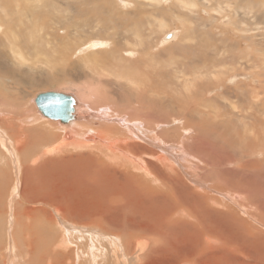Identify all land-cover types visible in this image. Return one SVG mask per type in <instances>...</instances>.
I'll list each match as a JSON object with an SVG mask.
<instances>
[{"label":"rangeland","instance_id":"rangeland-1","mask_svg":"<svg viewBox=\"0 0 264 264\" xmlns=\"http://www.w3.org/2000/svg\"><path fill=\"white\" fill-rule=\"evenodd\" d=\"M24 1L26 3L28 1L27 11H22V8L20 7V0H0V25L1 28H3H0V36H3L5 39L4 33L6 29L2 26L1 23H3V20L1 19L12 22L11 26L13 25V28L17 27V25L13 23L23 21L21 27H18V30L21 31L22 36H24V38L20 39V41L26 39L28 42L25 50L23 51L26 56L29 55V62H26L27 66L25 64L20 66L17 63L14 66L15 69H21L18 71V74H20V71L23 69L25 74L23 73L22 76L15 75L16 78H11V82H7V85L4 84L5 81L0 80V87L2 86L0 88V108L3 107L10 109V111H6L9 115L13 117L15 116L14 119L16 122H25L28 128L26 132H31L30 138L32 137V144H34V149H30L31 145L24 147L23 153H21L23 158L22 166H24L22 168L21 160H12L13 157L8 156V154L0 147V153L3 155L0 156V194L1 197H3L0 200L4 201L0 203V208L2 210L6 208V211L4 210L2 213L3 215L0 214V260L2 262L4 261L6 264H27L29 262L28 259L31 257V262H29V264L45 263L51 255V247L55 248L57 246L55 245L56 242H58L60 240L59 237H61L58 235V238L49 240L50 236L51 238L53 237V234L50 233V226L54 227L55 230L57 229L58 231L64 233V238L61 237L59 242L62 241V247L60 249L63 251L62 259L64 260L65 264H94L90 262L91 257L85 253V251L87 248L90 249H87L88 252L91 250L93 251L94 248L101 244H105V249L108 247L106 250H104L102 247V253L103 251L106 253L108 264L110 261L118 262L121 257L120 255L112 256L111 253L108 254L109 252L107 251L110 250L111 246L109 244L106 245L108 242L107 236H112V234H108L107 232L103 231L97 224H85L82 221H80V224H78V222L74 221L72 217V221H69L67 216H70V214L67 211L62 210L60 207L59 212H57L50 204H44L46 201L43 203L40 201L26 202L21 195L23 194V192H21V190H23L22 187H25L26 184H28L27 192L31 194V189L29 188H31V169L33 167L38 166L39 169H41L44 166L45 171L48 172L55 167L54 165L58 157L62 159L63 162L71 165L73 162H69L65 157H71L76 153L87 154L89 151L87 148H78L73 146L75 151L67 153L66 156L64 152H61L62 150L57 153H42V150H44L47 145L58 142V140L54 141L52 137L55 138V134H57L59 130L61 131V136L59 139L61 140V138L64 137V130L62 131L61 128L65 125L58 121L60 119H49V117L45 116L36 106L34 98L40 92L56 90L65 93H73L74 95L79 96L78 98H81L80 101H82L85 106V114L87 111L91 113V115L87 116L88 128L86 131L97 134V131H102L103 128H110L113 130L111 132L112 134L116 132L114 133L116 136L115 138L112 140L109 138L107 139L113 142V146L115 148L114 153L118 154L121 151L118 149L120 148L118 136L122 137V135H125L130 141L141 143L150 148L156 147L155 149H157L160 154H164L163 156L168 159L173 166L172 170L167 168L168 171H170L172 175L180 177V179L175 181V185L173 187H171V185L152 182V184L149 185L153 186V189H171L174 195L183 200V202L181 201V204H192V206H194L193 209L195 208L196 210H198V207H200V203H202L201 200L203 198L202 196H199L198 198V196H195V193L199 194L203 192L206 194L205 191L208 189L210 190L209 193L212 194L211 196L214 195V198H218L219 200L223 199V201L225 200L226 204H228L227 209H230L229 205L231 206L230 211H233L237 217H241L240 224L243 222L244 228H247L248 225H252L257 230H259V235L257 237L259 243L253 245L254 249L252 251V256L256 255L259 260H255L250 255H235L231 253L225 256L224 264H227L228 261H230V264H264V112L261 113L254 110L257 105H260L259 102H261V100V104L264 105V99H262L264 98V0H196L197 4L194 5H191L190 3L185 4L180 0H166L161 2L154 1L152 3H150L151 1L148 0H119L121 3H119L117 0H107L104 1L105 5H108L109 3L112 5L114 3L113 5L115 6L117 4L115 7H117L118 10L116 11L113 9V5L111 8L110 6H105L104 8L100 6L99 8H95V10L97 9V14L90 13V8L92 9L93 7L97 6L94 0H41L42 3L40 0H37L39 2L34 0L32 1L34 6L31 4V0ZM34 2L39 10L35 7ZM76 3L79 4L75 7ZM39 6H41V9ZM218 6H222L221 9ZM32 8H34V10ZM75 8H78L79 10L80 8L85 9L84 14L76 16ZM35 9L38 11L36 12ZM99 11L101 12L99 13ZM67 14H70L71 16L74 14V16L70 17V15L68 16ZM53 16L62 17L60 20L62 21L64 19V21L60 22L56 19L52 21L50 18ZM125 16H127L128 19H124L123 17ZM71 18H73V20ZM30 20H32L31 22L34 23L32 24ZM76 21L78 23L77 26H80V28H77V26L75 27ZM63 22H67L68 24H61ZM139 22L142 26L144 25L143 27L141 26V29L143 28L141 35L143 44L141 46L133 42L132 45L129 44L130 46H127L125 39L135 34L136 28L134 24ZM144 22L146 26L143 24ZM24 23L28 24L24 25ZM64 26H66L67 29L69 26H71L67 33L66 31L63 32ZM37 27L40 30H38ZM166 33H168L167 36L165 35ZM169 34H171V36L168 37ZM54 36H57L58 39ZM115 39L117 42H120V45L116 48L112 45ZM240 40H244L245 42H243L241 45L239 44ZM37 44L41 45L40 50L42 51V58L40 54H36V56L34 55V58H39V60L31 59V54L36 52H33L34 50L31 51L30 48L38 46ZM66 44L69 47L66 49V51H68V55L64 54L66 53L64 50ZM7 49L8 48L5 46L3 41H0V51H5ZM129 49L134 50L133 53L128 52ZM141 49H143L142 51H144V55L146 56L142 61L137 62L140 56V52L138 51H141ZM28 52L29 54H27ZM97 52H107L109 54V59L107 61H94V64L96 63V66L100 71L99 74H102V76H97L99 74L91 73L90 69L86 65V62H84L86 56L91 55V53L95 54ZM72 53H76V55H73ZM149 53L153 55V58ZM141 55L143 56V54ZM81 59L83 61H80ZM204 59L206 60L204 61ZM222 59H225L227 63L225 64L224 61H221ZM256 59H258V62ZM185 62L186 65L183 64ZM221 62H224V64L222 65ZM2 63L3 62L0 61V73L6 75V73H8V71L13 68L12 65H14V63H10L8 65L5 64L4 66ZM182 64L186 67H184ZM198 65L200 69L198 68ZM208 65L209 67H206ZM31 66L33 68H31ZM72 66L74 68H72ZM188 66L194 67L191 68L192 70L189 69L188 72ZM136 71H138L139 75L137 74L138 76L130 77V75ZM140 73H142L143 76ZM5 78L8 79L9 77L5 76ZM119 81H122V84H120ZM130 82H133L132 84L134 86ZM241 84H246L249 88L258 89L259 95H257L256 98L249 97L247 95L242 96L240 92L244 86L241 89ZM86 85L96 88L97 86H102L105 94L100 95V93L96 92L95 95H97L95 97L98 99V102L93 104L92 100L83 96L84 93H82V88ZM78 86L81 87V89ZM12 87L15 88L12 89ZM226 88H229L227 92H225ZM236 94H238L239 97ZM251 99H254L255 101H251ZM188 101L190 102L188 103ZM193 102H195L197 105ZM184 103L187 104V106ZM251 105L255 106L254 109L250 107ZM197 106H199V108ZM138 108L142 112H140ZM4 111V109H0V112ZM155 111L158 113L156 116H158L159 122H154L153 124V120L147 117V114L151 115L152 113L153 115L155 114ZM254 111L258 119L256 122V128L253 125L254 118L250 117L251 113ZM129 112L136 117H131ZM189 114L190 116L193 115L191 116L192 119L190 118ZM187 116L189 120L191 119L190 123L189 121L187 122V119H185ZM37 117L40 121L37 120ZM149 119V122L152 121L151 124L146 122ZM83 121L84 120L82 119V122ZM44 122H50L53 124V126L50 124L45 125ZM215 123L217 124V127ZM183 126H187V131L186 129H183ZM37 127L45 129L46 134H48L49 137L47 141L43 140L44 136L40 135L42 133L41 130L37 131L33 129ZM29 128L31 129L29 130ZM16 131L18 132V130ZM158 132H162L164 136H159ZM1 133L5 135L8 132ZM138 134L143 135L144 139L140 138V140L137 137ZM33 135L39 137H36V139L33 138ZM22 136L24 137V134H22ZM197 136L208 141V143L205 144L201 138H197ZM74 137L75 138L73 140L76 141L77 135ZM65 138L69 139L68 137ZM0 139H3L2 135H0ZM199 140L203 145L217 148V150H219V154L225 158L223 160L217 159L216 163L223 168L222 171L225 175V178H227L226 181L220 177H213L212 180L210 179L208 181L203 180L206 175H203L204 168H202V166H205L207 162H198V160L193 158L191 155L188 156L185 154V152L189 150L184 149H196L197 145H199ZM228 155L231 157L227 158ZM100 156L102 157V154ZM143 156L147 158V155ZM150 157L151 155H148V159H150ZM189 157H192V159L190 160ZM103 158V163L96 158L91 159L88 163V170L91 171L95 169L94 167H96L95 174L99 176V170L105 173V166L110 175L109 178H107V175H105L103 179H110L112 184L114 182V184L117 185L120 182L119 184L123 185V187L130 188L125 179H130V176H125V174H127L126 168H128L131 173L136 174V177L140 178V176H143L142 172H139L131 164H125V162H122L119 157L114 156L113 158ZM47 160L50 164H46ZM12 161L15 165L12 163ZM16 161L17 165H20V172L16 169ZM131 162L137 164L133 160H131ZM252 162H255L256 165H253ZM3 163L4 165H2ZM78 167L79 164L71 168L73 172L72 180L75 178L81 179L83 177L82 174L80 175V173H78ZM24 170H26V174L24 173L25 175L23 173L21 174V171L23 172ZM59 178L65 181L66 174L63 172V170ZM97 179L102 180V178ZM35 180L37 185L43 182L42 178H36ZM84 180L91 181V178H85ZM181 180L187 183V187H184L180 184ZM235 180L240 181V189L235 187ZM147 181L149 180H146L145 182ZM23 182L25 185H20ZM200 184L206 186H204V188L198 187L197 185L200 186ZM214 184H217L219 189ZM222 184L224 185V188H222ZM15 188L19 189L20 192ZM20 188L22 189L20 190ZM128 188H126V190L120 189L121 192L118 194L121 198L119 199L124 203L130 202L133 199L131 196L125 195L129 192ZM11 189L15 190L12 191ZM101 192L106 194L107 198L105 197L104 199L106 201L112 200L115 197L113 193L108 192L107 194L103 189H101ZM210 194L208 195L210 196ZM64 195L65 194L62 193L60 196L62 197ZM6 196L11 197V199ZM77 197L78 195H75L73 204L70 207L74 209L76 218H81L84 221L94 218L102 221V219L99 218L101 216L100 213L106 210L107 205L97 206L95 204V207L92 206L88 210H84V204L86 203L85 198H90L87 194H83V192L79 194L78 198L80 199ZM197 199L199 202H197ZM6 201L7 203H5ZM109 202L110 201L107 203L109 204ZM3 203L5 205H3ZM8 205L9 207L13 205L15 210L16 205H18L19 208H22V210L25 209L24 207L28 209L31 208V211L34 213H28L29 215L31 214V217L29 215L28 217L27 214L22 213L21 218L24 220L21 219L20 223H18L16 226H14L13 223L10 225L13 218V208L10 207V209ZM66 206H69L67 202ZM39 208L49 209L48 215L50 216L53 213L54 219L45 221L46 224L44 221L42 222V220L46 219V216H42L38 214L37 211H35V209L40 210ZM140 209L144 218L147 220L145 221L148 222L149 218L146 217L143 204L142 207L140 204ZM187 213L188 211L185 214ZM233 213L230 214V212H227L230 218L236 217ZM48 215L47 217L50 218ZM26 216L28 219H26ZM141 217L142 215L139 212L134 213L132 214L131 221L129 222L130 225L128 228L131 232H134V236H136L133 237V239H138L142 233V230L140 229V223H138V221H143ZM230 218L226 216V229L229 231L232 229L230 226L231 223L229 222ZM5 219H9V225L8 221ZM16 220L17 219L14 218V221ZM21 222L23 223L21 224ZM29 222H31L30 225H28ZM53 223L54 225L56 224V226H52ZM27 225L29 227H27ZM108 225L110 226L112 224L110 223ZM23 226H26L27 230ZM14 227H16V235H20L19 237L22 238L24 242L28 241L31 243V245L36 243L41 245H39L40 247H38L37 244L36 247L33 245L35 247V252H38L34 254L30 253L32 256H27V254L24 256L21 251L23 250L24 252V246L28 245L25 243L22 245L20 240V243H18L20 245L19 251L11 239V231ZM80 228L82 230H80ZM24 230L27 232V234H24ZM37 230L39 231L37 232ZM84 230L86 232H84ZM163 230L161 231L162 233H164ZM28 233H30V235ZM35 233L39 239L41 238V240L38 239ZM147 233L149 235L148 237H157L161 235L160 232H151L152 234L150 232ZM84 234L86 236H84ZM25 235L29 236L25 237ZM112 237L115 238L117 242L121 239L119 236ZM161 237L164 244L168 245V247H172V242L170 241L171 239L169 237L167 238L165 234H162ZM163 237L166 238V240ZM49 241L52 243L50 244ZM241 241L245 243L246 238H243ZM10 242L13 244L11 245ZM41 243L45 246H48L44 247V245ZM244 243L241 244V246H243ZM5 249H7V253L3 254L6 252ZM66 250H73V255L70 254L69 257L68 255H64ZM188 250L189 248L182 252L183 258H186L184 261L187 262V259L191 257V254ZM173 251L175 250L173 249ZM46 252H49V256L46 254ZM23 256L26 259H24ZM150 256V264H162L163 260H167L169 264H175L173 259H161L159 257L158 261L156 262L154 259L156 255ZM209 256L210 255L205 258L204 264H214L212 258ZM41 257L42 261H40ZM197 261L198 260L193 259V264H201L199 261ZM130 263L131 255L127 256V262L124 264ZM45 264L48 263L46 262Z\"/></svg>","mask_w":264,"mask_h":264},{"label":"bare ground","instance_id":"bare-ground-1","mask_svg":"<svg viewBox=\"0 0 264 264\" xmlns=\"http://www.w3.org/2000/svg\"><path fill=\"white\" fill-rule=\"evenodd\" d=\"M10 1V0H9ZM32 1L34 0H31V4H32ZM36 2H39L37 0H35ZM43 1V0H42ZM42 1L40 0V2L42 3ZM53 1V0H52ZM69 1H72V0H69ZM75 1V0H74ZM96 2V7H93L92 9L90 8V13H96V10L95 8H99L100 6L102 8H104L105 6H111L114 4L111 5V3H109L108 5H105L104 1H107V0H94ZM101 1V2H99ZM114 1V0H113ZM119 3H121V1L117 0ZM123 1V0H122ZM148 1H151L150 3L156 1V2H161V1H166V0H148ZM181 2H184L185 4H191V5H194V4H197V1L196 0H180ZM200 1V0H199ZM207 1V0H205ZM204 1V2H205ZM20 7L22 8V11H27L28 10V1L27 3L24 1V0H20ZM85 2V1H84ZM209 2V1H208ZM40 3V4H41ZM46 3V2H44ZM72 3V2H71ZM203 3V1H202ZM219 3V2H218ZM35 4V2H34ZM79 3H76L75 7L78 5ZM159 4V3H158ZM221 4V3H219ZM33 5V4H32ZM31 5V6H32ZM42 5V4H41ZM55 5V4H54ZM117 5V4H116ZM115 5V6H116ZM222 5V4H221ZM34 6V5H33ZM32 6V7H33ZM38 6V5H37ZM113 5V9H115L116 11L118 10L117 7H115ZM196 6V5H195ZM211 6V5H210ZM209 6V7H210ZM220 6V5H219ZM218 6V7H219ZM229 6H230V3H229ZM35 7H36V4H35ZM41 6H39L40 8ZM48 7V6H47ZM86 7V6H85ZM204 7V6H203ZM222 7V6H221ZM221 7H219L221 9ZM38 9V7H36ZM79 8V7H78ZM76 9V16H79L80 14H84V10L85 9ZM87 8V7H86ZM194 8V7H193ZM19 9V8H18ZM34 10V8H32ZM41 9V8H40ZM139 9V8H137ZM187 9V8H186ZM39 10V9H38ZM37 10V11H38ZM62 10V9H61ZM86 10H89V9H86ZM99 10V9H98ZM110 10V9H109ZM36 11V9H35ZM36 11V12H37ZM57 11V10H56ZM104 11V10H103ZM136 11V10H135ZM42 12V11H41ZM101 11H99L100 13ZM141 12V11H140ZM143 12V11H142ZM49 13V12H48ZM154 13V12H152ZM218 13V12H217ZM222 13V12H221ZM36 14V13H35ZM34 14V15H35ZM42 14V13H41ZM86 14V13H85ZM194 14V13H193ZM68 15V14H67ZM70 15V14H69ZM68 15V16H69ZM88 15V14H87ZM99 15V14H98ZM97 15V16H98ZM141 15V14H140ZM175 15V14H174ZM219 15V14H218ZM74 14L70 17H73ZM91 16V15H90ZM101 16V15H100ZM167 16V15H166ZM33 17V16H32ZM103 17V16H102ZM50 18V17H49ZM62 17H51L50 19L52 21H54L55 19L57 21H64V19L61 21ZM101 18V17H100ZM124 19H128L127 16L123 17ZM73 20V18H71ZM99 19V17H98ZM108 19V18H107ZM157 19V18H155ZM3 20V23L2 26L5 27L6 31L4 33L5 35V39L3 36H0V41H3V43L5 44V46H7V50L5 51H0V61L3 62V66L5 64H10V63H14L13 68L8 71V73L5 74H2L0 73V80L1 81H5L4 84L7 85V82H9L11 80V78H16V76H22V74L24 73L25 74V71H20V74H18V71L21 70V69H15V64H19L20 66L23 65V64H27L26 62H29V55L26 56V54L24 53L23 50H25L28 42L26 41V39H24L23 41H20V39L24 38V36H22V33L21 31L18 30V27H21L22 25V22H15L13 24H16L17 27L13 28V25L11 26V23L12 22H9V20H6L8 22H6L4 19H1ZM140 20H143V19H140ZM139 20V21H140ZM32 20H30L31 22ZM71 21V20H70ZM108 21V20H106ZM135 21V20H134ZM36 22V21H35ZM79 22V21H78ZM32 23V22H31ZM34 23V22H33ZM32 23V24H33ZM111 23V22H110ZM126 23V22H125ZM28 24V23H27ZM26 23H24V25H27ZM36 24V23H35ZM63 25L65 24H68L67 22H63L61 23ZM112 24V23H111ZM131 24V23H130ZM137 24V25H136ZM145 24V22L143 23ZM30 25V24H29ZM53 25V24H52ZM78 25L77 21L75 23V27ZM115 25V24H114ZM113 25V26H114ZM125 25V24H124ZM128 25V23H127ZM35 26V25H34ZM112 26V28H113ZM135 28H136V32L135 34H133V36L125 39L126 43H127V46H130L132 45V43L134 42L135 44L137 45H141L143 44V39L141 38V35H142V29H141V24L140 22L139 23H135L134 24ZM133 26V27H134ZM144 26V25H143ZM142 26V27H143ZM146 26V24H145ZM71 26H69V28L67 29L66 26L63 27V32L66 31H69ZM74 27V26H73ZM115 27H118V26H115ZM114 27V28H115ZM0 28H1V25H0ZM49 28V27H48ZM77 28H80V26H77ZM3 29V28H1ZM38 29V27H37ZM43 29V28H41ZM40 30V29H38ZM103 30V29H102ZM80 31V30H79ZM194 31V30H193ZM154 32V31H153ZM3 33V31H2ZM107 33V31H106ZM171 33V32H170ZM248 33V32H247ZM78 34V33H77ZM152 34V33H151ZM168 33H166L165 35L167 36ZM198 35V34H197ZM33 36V34H32ZM59 36V35H58ZM145 36V35H144ZM171 36V34L168 35V37ZM55 38L58 39L57 36H54ZM103 37H107V36H103ZM143 37V36H142ZM229 38V37H228ZM208 39V38H207ZM120 40V38H119ZM121 41V40H120ZM146 41V39H145ZM212 41V40H211ZM243 42H245L244 40H240L239 41V44H243ZM46 43V42H45ZM120 42H117V40L115 39V41L113 42V46L116 48L118 47L120 44ZM237 43V42H236ZM92 44V43H91ZM101 44V43H100ZM130 44V45H129ZM214 44V43H213ZM38 45V44H37ZM150 45V44H148ZM153 45V44H152ZM31 46V45H29ZM28 46V47H29ZM43 46V45H42ZM147 46V44H146ZM151 46V45H150ZM209 46V45H208ZM145 47V46H144ZM46 48V46H45ZM57 48V47H56ZM69 47L67 46V44L65 45L64 47V50L66 53V55H68V51H66V49H68ZM110 48V47H109ZM120 48V47H119ZM31 51L33 52H36V53H30L31 54V59H38L39 58H34V55L36 56V54H40L41 55V58H42V54H41V45H38V46H34L32 48H30ZM88 49V48H87ZM179 49V48H178ZM221 49V48H220ZM56 50V49H55ZM143 49H141V51H138L140 52V56H139V61H142L146 55H144V51H142ZM218 50V49H217ZM29 51V50H27ZM26 51V52H27ZM60 51H61V48H60ZM80 51V50H79ZM134 50H130L128 52H132L133 53ZM203 51V50H202ZM223 51V50H222ZM64 52V51H62ZM88 52V51H87ZM86 52V53H87ZM90 52V51H89ZM93 52V51H92ZM151 52V50H150ZM209 52V51H208ZM207 53V52H206ZM29 54V52L27 53ZM73 55H76V53H72ZM71 54V55H72ZM143 54V56L141 55ZM150 54V53H149ZM153 54V53H152ZM166 54V53H165ZM168 54V53H167ZM151 55V54H150ZM155 55V54H154ZM123 56V55H122ZM159 56V55H158ZM200 56V55H199ZM206 56V55H205ZM45 57H46V54H45ZM76 57V56H75ZM126 57V56H125ZM151 57L153 58V55H151ZM189 57V56H188ZM192 57V56H191ZM203 57V56H202ZM208 57V55H207ZM44 58V57H43ZM74 58V57H73ZM151 58V59H152ZM56 59V58H54ZM67 59V58H66ZM109 59V54L107 52H101V53H91V55H88L85 57V61L86 62V65L88 66V68L90 69V72L93 73V74H99L100 71L98 70L97 66H96V63L94 64V61H97V60H103V61H107ZM125 59V58H124ZM196 59V58H195ZM201 59V58H200ZM208 59V58H206ZM204 59V61L206 60ZM50 60V59H49ZM146 60V59H145ZM158 60V59H157ZM258 59H256L257 61ZM35 61V60H34ZM33 61V62H34ZM47 61V60H46ZM45 61V62H46ZM80 61H83L82 59ZM153 61V59H152ZM159 61V60H158ZM188 61V60H187ZM202 61V60H201ZM203 61V62H204ZM209 61V60H208ZM221 61H224L225 64L227 63V61H225V59L221 60ZM54 62V61H53ZM93 62V63H92ZM155 62V61H154ZM207 62V61H206ZM224 62H221V64L223 65ZM258 62V61H257ZM49 63V62H48ZM129 63V62H128ZM188 63V62H187ZM211 63V62H210ZM42 64V63H41ZM55 64V63H54ZM108 64V63H107ZM105 64V65H107ZM154 64V63H153ZM184 65H186V62L183 63ZM182 64V65H183ZM259 64V63H258ZM257 64V66H258ZM31 65V64H30ZM101 65V64H100ZM183 65V66H184ZM190 65V64H189ZM204 65V64H203ZM256 65V64H255ZM260 65V64H259ZM17 66V65H16ZM27 66V65H26ZM25 66V68H26ZM45 66V64H44ZM51 66V64H50ZM54 66V65H53ZM86 66V67H87ZM152 66V65H151ZM158 66V65H157ZM6 67V66H5ZM120 67V66H118ZM117 67V68H118ZM129 67V66H128ZM144 67V66H143ZM186 67V66H184ZM190 66H188V72H189V69L193 68L192 66L189 68ZM205 67V66H204ZM206 67H209L206 66ZM205 67V68H206ZM19 68V67H18ZM31 68H33L31 66ZM72 68H74L72 66ZM104 68V67H103ZM110 68V67H109ZM116 68V69H117ZM142 68V67H141ZM148 68V67H147ZM152 68V67H151ZM196 68V67H195ZM198 68L200 69L199 65H198ZM5 69V68H4ZM15 69V70H14ZM71 69V68H70ZM88 69V70H89ZM112 69V68H111ZM143 69V68H142ZM198 69V70H199ZM7 70V69H6ZM130 70V69H129ZM159 70V69H158ZM192 70V69H191ZM5 71V70H4ZM73 71V70H72ZM118 71V70H116ZM197 71V70H196ZM6 72V71H5ZM75 72V71H74ZM191 72V71H190ZM195 72V71H194ZM193 72V73H194ZM198 72V71H197ZM201 72V70H200ZM89 73V72H87ZM108 73V72H107ZM116 74V73H115ZM139 73L138 71L132 73V75H130V77H134V76H138ZM142 74V73H140ZM188 74V73H187ZM192 74V73H191ZM16 75V76H15ZM6 77H9L8 79L5 78ZM97 76H102V74H99ZM116 76V75H115ZM123 76V75H122ZM143 76V74H142ZM156 76V75H155ZM257 76V75H256ZM261 76V75H260ZM124 77V76H123ZM141 77V76H140ZM263 77V76H262ZM18 78V77H17ZM24 78V77H22ZM136 78V77H135ZM145 78V77H144ZM260 78V77H258ZM257 78V79H258ZM21 79V78H20ZM152 79V78H151ZM66 80V79H65ZM120 80V79H119ZM125 80V79H124ZM141 80V79H140ZM58 81V80H57ZM92 81V80H91ZM127 81V80H126ZM134 81V79H133ZM155 81V80H154ZM231 81V80H230ZM11 82V81H10ZM120 82V81H119ZM129 82V81H128ZM233 82V81H232ZM244 82V81H243ZM242 82V83H243ZM131 84L133 82H130ZM136 83V82H135ZM3 84V86H4ZM10 84V83H9ZM8 84V85H9ZM71 84V83H70ZM120 84H122V81L120 82ZM72 85V84H71ZM133 85V84H132ZM134 86V85H133ZM209 86V84H208ZM244 86V88L242 89V87ZM264 86V85H263ZM2 87V86H1ZM0 87V88H1ZM6 87V86H5ZM10 87V86H9ZM18 87V86H16ZM79 87V86H78ZM106 87V86H105ZM15 88V87H14ZM12 87V89H14ZM81 89V87H79ZM240 88L242 89V91L240 92V94L243 96V95H247L249 97H257V95H259V90L258 89H255V88H249L248 85L246 84H241L240 85ZM263 88V87H262ZM79 89V91H80ZM264 89V88H263ZM29 90V89H28ZM229 90V88H226L225 92H227ZM50 91H56V90H50ZM69 91V90H68ZM82 93L83 96L85 98H88L90 100H92L93 104H95L96 102H98V99L95 97V93L98 92L101 94H105L104 93V89L102 86H97L96 87H93V86H84L82 88ZM46 92V91H44ZM57 92H62V91H57ZM73 92V91H72ZM41 93V92H40ZM62 93H65V92H62ZM39 94V93H38ZM37 94V95H38ZM65 94H69L71 97H72V103L70 105V110L68 111L69 112V118L68 120H58L61 124L65 125L61 128V130L63 131L64 130V137L61 138V140L59 139L60 136H61V131L59 130V132L57 134H55V138H53L54 141H57L56 143L54 144H49L47 145V147L42 150V153H57V152H64L65 153V156L67 153H70V152H74L75 149L73 148V146H76L78 148H87L89 149V151L87 152V154L85 153H76L74 155H72L71 157H65L69 162H73V164H67L65 162L62 161V159H60L59 157L56 159V163H55V167L52 168L50 171L46 172L45 171V168L44 166L39 169V167H33L31 169V194H29L27 192V185L28 184H24V182L20 185H25V187H22L23 190H21L22 188H20L21 192H23L22 197L24 199V201H40L41 203H43L44 201V204H50L57 212H59V207L64 210V211H67L70 216L68 215L67 218L69 219V221H72L71 220V217L74 221H77L78 224H80V221L84 222L85 224H89V223H93V224H97L100 229H102L103 231L107 232L108 234H112V236H119L121 237V241L119 240L117 242V240L115 238H113L112 236H107V239H108V242L106 243V245H110V250L107 251L109 252L108 254H112V256H117V255H120V260L118 262H113V261H110L109 259V264H124L125 262H127V256L131 255V263L130 264H150L149 262V257H151L150 255H156L155 256V260L156 262L158 261L159 257L161 259H170V260H174L175 261V264H193V259L194 260H198L201 264H204V260L205 258L208 257V255H210L209 257L212 258L213 260V263L214 264H224V260H225V256L228 255V254H235V255H238V254H241V255H250L252 256V251L254 249L253 245L254 244H258V235H259V230H257L255 227H253L252 225H248V227L244 228L243 226V222H241L240 224V221H241V217H237L233 211L231 212V206L229 205L230 209H227V205L225 200L223 201L222 200H219L218 198H214L213 196H211L212 194H210V190H206V194L201 192V193H195V196H202V200L200 203V207H198V210H196L195 208L193 209L194 206H192V204H181V201L183 202V200L180 198H178L176 195L173 194L172 190L171 189H167V190H158V189H153L151 185L149 184H152V182H155L158 184H165V185H171V187H173L175 185V181L180 179V177H176V175H172V173L170 171H168V169L172 170L173 169V166L171 165V162H169L168 159H166L162 154H160L158 152L157 149L155 148H150L146 145H143L141 143H138V142H133V141H130L128 140V138L125 136V135H122V137L118 136V141H120V149L121 151L116 154L114 153L115 151V148L113 146V142L110 141V140H107L108 138L109 139H113L115 138V134L116 132H114L113 134L111 133L113 130H111L110 128L107 129V128H103L102 131H97V134L95 133H91V132H88L86 131V129L88 128V125H87V116L91 115V113L89 111L86 112L85 114V106L83 104L82 101H80L81 98H78L79 96L77 95H74L73 93H65ZM36 95V97H37ZM238 95V94H236ZM36 97L34 98V101L36 99ZM102 97V96H101ZM239 97V95H238ZM237 97V98H238ZM122 98V97H121ZM190 98V97H189ZM254 98V99H255ZM260 98V97H259ZM179 99V98H178ZM205 99V98H204ZM242 99V98H241ZM254 99H251V101H255ZM258 99V98H257ZM256 99V100H257ZM264 99V98H262ZM185 100V99H184ZM195 100V99H194ZM199 100V99H198ZM89 101V100H88ZM87 101V102H88ZM117 101V100H115ZM114 101V103H115ZM258 101V100H257ZM8 102V101H7ZM109 102H110V99H109ZM112 102V100H111ZM190 101H188L189 103ZM262 102V100H261ZM258 106L256 103L257 106H250L251 108L255 109L256 111L258 112H264V105L261 104ZM9 103V102H8ZM194 104H196L195 102H193ZM258 103V104H259ZM35 104L36 106L38 107L36 101H35ZM120 104V103H119ZM185 104V103H184ZM248 104V103H247ZM154 105V104H153ZM158 105V104H156ZM187 106V104H185ZM192 105V104H190ZM197 105V104H196ZM246 106H249V105H246ZM6 107V106H5ZM18 107V106H16ZM114 107V106H113ZM112 107V108H113ZM199 108V106H197ZM154 108H157V107H154ZM188 108V107H187ZM192 108V107H191ZM0 109H4L5 111L4 112H0V135H2V140L0 139V147L2 148V150H4L8 156L10 157H13V159H18V160H21V168L24 167L22 166L23 165V158L21 156V153H23V149L25 146H30V149H34L33 145V139L32 137L30 138V134L31 132L29 133L26 132L28 130L27 128V125L25 124V122H16L14 117L9 115L7 113V111H10V109H7V108H0ZM26 109V108H25ZM38 109L43 113V111L41 110V108L38 107ZM129 109V108H128ZM139 109V108H138ZM195 109V108H194ZM7 110V111H6ZM157 110V109H156ZM190 110V109H189ZM196 110V109H195ZM199 110V109H198ZM14 111V110H13ZM140 111V109H139ZM208 111V110H207ZM31 112V111H30ZM142 112V111H140ZM157 111H155L153 115L151 113L150 114H147V117H149L150 119L153 120V124L154 122H159L158 120V113H156ZM200 112V111H199ZM14 113V112H13ZM257 113V112H256ZM3 114V115H2ZM33 114V113H32ZM31 114V115H32ZM44 114V113H43ZM130 116L132 117L133 114L130 113ZM128 114V115H129ZM146 114V113H145ZM192 114V112H191ZM195 114V113H194ZM258 114V113H257ZM34 115V114H33ZM32 115V116H33ZM45 115V114H44ZM46 116V115H45ZM190 116V114H189ZM193 116V115H191ZM190 116V118L192 119V117ZM197 116V115H196ZM48 117V116H47ZM129 117V116H128ZM133 117H136V116H133ZM250 117H253L254 118V127L256 128V125H257V117H256V114H255V111L251 113ZM33 118V117H32ZM27 119V118H26ZM49 119H51L49 117ZM82 119L84 120L82 122ZM135 119V118H134ZM147 120L146 122H148L149 124H151L150 121ZM161 119V118H160ZM187 119V122L189 121L190 123V120L188 119V116L185 118ZM33 120V119H32ZM37 120H38V117H37ZM199 120V119H198ZM18 121V120H17ZM30 121V120H29ZM40 121V120H38ZM49 121V120H48ZM32 122V121H30ZM192 122V121H191ZM45 125H51L53 126V124H51L50 122H44ZM195 123V122H194ZM193 124V123H192ZM216 124V123H215ZM199 125V124H197ZM37 126V125H36ZM225 126V125H223ZM56 127V125H55ZM153 127V125H152ZM216 127H217V124H216ZM57 128V127H56ZM198 128V127H196ZM31 128H29L30 130ZM37 131H42V133L40 135L44 136L43 140H48V134H46V131L44 128H40V127H37V128H33ZM66 129V130H65ZM183 129H186L187 131V126H183ZM18 130V132L16 131ZM34 130V132H35ZM201 130V129H200ZM33 131V130H32ZM197 131V130H196ZM1 132H8L6 133L5 135H3ZM156 132V131H155ZM198 132V131H197ZM22 134H24V137L22 136ZM159 136H164L162 134V132H158ZM77 135V140L74 141L73 139L75 138L74 136ZM136 135V134H135ZM23 138H22V137ZM158 136V135H157ZM37 136H34L33 135V138H36ZM39 137V136H38ZM37 137V138H38ZM65 137H68L69 139L65 138ZM139 139L143 138V135H139L137 136ZM36 138V139H37ZM197 138H201V137H198ZM141 140V139H140ZM201 140L207 144L208 141L204 140L203 138H201ZM43 143V142H42ZM154 143V142H153ZM12 144V145H10ZM37 144V143H36ZM44 144V143H43ZM155 145V144H153ZM140 146V147H139ZM33 147V148H32ZM154 147V146H153ZM44 148V147H43ZM165 148V147H164ZM114 149V150H113ZM180 150V149H179ZM184 150H189L187 152H185L186 155H191L193 158H195L196 160L199 161H205L207 162V164L205 166H202V168H204V172H203V175H206V177L203 178V180H212L213 177H220L222 178L224 181H226L227 178H225V175L222 171V167L216 163L217 159H220V160H223L225 159L223 156H221L219 154V150H217V148L213 147V146H206V145H203L200 140H199V145H197V148L196 149H184ZM166 151V150H165ZM129 152V153H128ZM34 153V152H33ZM102 154V157L100 156ZM230 154V153H229ZM143 155H147V158H145ZM148 155H151L150 159H148ZM0 156H3L1 155L0 153ZM5 156V155H4ZM114 156L116 157H119L122 162H125V164H131L135 169H137L139 172H142L143 176H140L139 177H136L134 173H131L128 168H126V172L127 174H125V176H130V179L129 178H125L126 179V183L128 184V186H130V188L128 187H123V185L121 184H113L111 183L110 179H107L109 178V175L110 173L106 170V167L104 166V170H105V173L101 170H99V176L95 174V171H96V167H94L95 169L89 171L88 170V163L91 159L93 158H96L98 159L100 162L103 163V160L104 159L103 157H111L113 158ZM192 157L189 159L191 160ZM231 157L230 155L227 156V158ZM30 159V158H29ZM1 160V159H0ZM14 160V161H15ZM33 160V159H32ZM36 160V159H35ZM106 160V158H105ZM131 160H133L134 162H136L137 164H134L131 162ZM175 160V159H173ZM172 160V161H173ZM194 160V159H193ZM3 161V160H2ZM46 161V160H45ZM43 161V162H45ZM189 161V160H187ZM255 161V160H254ZM5 162V160H4ZM175 162V161H174ZM186 162V161H185ZM191 162V161H190ZM12 163L14 164V162L12 161ZM30 163V162H29ZM189 163V162H187ZM12 164V165H13ZM46 164H50L49 161L47 160ZM79 164V167H78V173H80V175L82 174L83 177L80 179H73L72 180V170L71 168L75 165ZM191 164V163H190ZM222 164V162H221ZM249 164V162H248ZM253 165H256L255 162H252ZM4 165V163L2 164ZM15 165V164H14ZM193 165V164H192ZM250 165V164H249ZM167 166V167H166ZM175 166V165H174ZM179 166V165H178ZM182 166V165H180ZM223 166V165H222ZM29 167V166H28ZM52 167V166H51ZM132 167V168H133ZM62 168V169H61ZM168 168V169H167ZM180 168V167H179ZM16 169L19 171L20 170V165H17V161H16ZM161 169H162V172H161ZM184 169V168H183ZM62 170L63 172L66 174V178H65V181L64 180H61L59 178V176L61 175L62 173ZM136 170V171H137ZM185 170V169H184ZM10 171V170H9ZM8 171V172H9ZM28 171V170H27ZM20 172V171H19ZM179 172V171H178ZM186 172V171H185ZM26 174V170H24L23 172L21 171V174ZM177 173V172H176ZM180 173V172H179ZM198 173V172H197ZM9 174V173H8ZM24 174V175H25ZM29 175V174H28ZM107 175V178L106 179H103V177ZM191 175V174H190ZM194 175V174H193ZM197 175V174H195ZM201 175V174H200ZM20 176V175H19ZM178 176V175H177ZM202 176V175H201ZM264 176V175H263ZM36 178H42V181L39 185H37L35 182H36ZM85 178H91V181H88V180H84ZM97 178H102V180H98ZM143 178V179H141ZM196 178V176H195ZM54 179V180H53ZM57 179V180H56ZM146 180H149L147 182H145ZM189 180V179H188ZM200 180V179H199ZM202 180V179H201ZM202 180V181H203ZM230 180V179H229ZM232 180V179H231ZM14 181V180H13ZM196 181V180H195ZM198 181V180H197ZM233 181V180H232ZM28 182V181H27ZM39 182V181H38ZM181 185L184 186V187H187V183H185L183 180L180 181ZM21 183V182H20ZM125 183V184H126ZM197 183V182H196ZM203 183V182H202ZM17 184V182H16ZM15 184V185H16ZM205 184V183H204ZM5 185V184H4ZM19 185V186H20ZM23 185V186H24ZM207 185V183H206ZM206 185H203V184H200L197 185L198 187H203L206 186ZM215 185V184H214ZM213 185V186H214ZM234 185L235 187H237L238 189H240L241 185H240V181L239 180H235L234 182ZM18 186V184H17ZM210 186V185H209ZM215 186L218 187V185L216 184ZM224 185L222 184V188ZM6 187V186H5ZM14 187V186H12ZM155 187V186H154ZM244 187V185H243ZM17 188V187H16ZM15 188V189H16ZM19 188V187H18ZM45 188V189H43ZM126 188L129 189V192L128 194H125V195H129L131 196L133 199L130 201V202H122V200H120L121 198L119 197V192L120 189L122 190H126ZM212 188V186H211ZM1 189V188H0ZM3 189V188H2ZM14 189V190H15ZM101 189H103L107 194L108 192H111L115 195V197L112 199V200H104L105 197L107 198L106 194L102 193L101 192ZM117 191H116V190ZM216 189V188H215ZM219 189V187H218ZM12 190V189H11ZM12 190V191H14ZM19 191V189H16ZM194 190V189H193ZM7 191V189H6ZM11 191V192H12ZM174 191V190H173ZM16 192V191H15ZM20 192V191H19ZM83 192V194H87L88 197L90 199H87L85 198V204H84V210H88L90 207L94 206L95 207V204L97 206H103V205H107L106 207V210H104L103 212H101V216L99 217L100 219H102V221L98 220V219H89V220H82L81 218H76L75 217V213H74V209L70 208L71 205L73 204V201L75 199V195H78L79 197V194ZM195 192V191H194ZM244 192V191H243ZM1 193V191H0ZM13 194H15L14 192H12ZM65 194L64 196H60L61 194ZM123 193V192H122ZM203 193V194H202ZM210 194V196L208 194ZM245 193V192H244ZM12 195V194H11ZM16 195V194H15ZM14 195V196H15ZM124 195V194H123ZM226 195V194H225ZM9 196V195H8ZM6 196V197H8ZM81 196V195H80ZM121 196V195H120ZM77 197V198H78ZM125 197V196H124ZM226 197V196H225ZM3 197H1V194H0V199H2ZM11 199V197H8ZM109 198V197H108ZM120 198V199H119ZM5 199V198H4ZM80 199V198H78ZM124 199V198H123ZM195 199V198H194ZM14 200V198H13ZM104 200V201H103ZM128 200V198H127ZM2 202H4L3 200H0ZM11 201V200H9ZM8 201V202H9ZM108 201L109 204L107 203ZM191 201V200H190ZM14 202V201H13ZM66 202L67 204H69V206H66ZM195 202V200H194ZM197 202L198 199H197ZM7 203V201L5 202ZM192 203V202H191ZM196 203V202H195ZM140 204H141V207H142V204L144 205V209H145V213H146V217L149 218L148 219V222L150 220V222H146L147 220L144 218L143 214L141 213V209H140ZM3 205H5L3 203ZM22 205V204H21ZM197 205V204H196ZM7 206V204H6ZM5 206V207H6ZM2 207V206H1ZM9 207V205H8ZM13 208V218H12V221H11V224L13 223L14 226H16L18 223H20L21 221V215L22 213L24 214H27V216L29 215L28 213H31L33 211H31V208L28 209L26 207H24L25 209L22 210V208H19L18 205H16V210L14 209V206H10ZM9 207V208H10ZM18 207V208H17ZM224 207V208H223ZM197 208V207H196ZM11 209V208H10ZM20 209V210H19ZM40 209V208H39ZM82 209V208H81ZM4 210L6 211V208H4L3 210L0 208V214H2L4 212ZM143 210V209H142ZM10 211V210H9ZM35 211H37L38 214L42 215V216H46V219L45 220H42V222L44 221H48L49 219L53 220L54 219V214L52 213V215H48L49 213V209L47 208H44V209H40V210H37L35 209ZM54 211V210H53ZM188 211L187 214H185L186 212ZM235 211V210H234ZM139 212L141 215H142V219L143 221L139 222L140 223V229L142 230V233L140 234V237L138 239H133V237H136L134 236V232H131L128 228V226L130 225L129 222L131 221V218H132V214L134 213H137ZM227 212H230L233 213L236 217H231L228 216ZM12 213V212H11ZM10 213V214H11ZM34 213V212H33ZM93 213V212H92ZM3 215V214H2ZM8 215H9V212H8ZM31 215V214H30ZM29 215V216H30ZM39 215V216H40ZM47 215L50 217L48 218ZM26 216V219H28ZM28 216V217H29ZM34 216V215H33ZM140 216V215H139ZM226 216L228 218H230V226L232 227V229L229 231L226 229V226H227V222H226ZM240 216V215H239ZM8 217V216H7ZM31 217V216H30ZM94 217V216H93ZM138 217V216H137ZM14 218H16L17 220L14 221ZM97 218V217H96ZM3 219V218H2ZM121 219V220H120ZM134 219V218H133ZM138 219V218H137ZM205 219H206V222H205ZM7 220V219H5ZM3 220V221H5ZM24 220V219H22ZM59 220V219H58ZM146 220V221H145ZM8 221V225H9V219L7 220ZM56 222V221H55ZM54 222V223H55ZM23 222H21L22 224ZM25 223V222H24ZM27 223V222H26ZM31 222L28 223V225H30ZM52 226H56V224ZM107 223V224H106ZM112 224V225H108V224ZM5 225H7L6 223H4ZM20 224V225H21ZM46 224V222H45ZM70 224H73V223H70ZM25 225V224H24ZM27 225V227H29ZM22 227V226H20ZM25 227V229L27 230V227L26 226H23ZM92 227V226H91ZM94 227V225H93ZM98 227V228H99ZM31 228V226H30ZM29 228V229H30ZM35 228V227H34ZM43 228V227H42ZM71 228V227H70ZM89 228V226H88ZM22 229V228H21ZM24 229V228H23ZM165 229V230H163ZM75 230V229H74ZM80 230H82L80 228ZM92 230V229H91ZM94 230V229H93ZM164 231V233H162L161 231ZM39 230H37L38 232ZM100 231V230H99ZM102 231V232H103ZM23 232V231H21ZM24 234H27V232L24 230ZM34 232V230H33ZM33 232H32V235H33ZM84 232H86L84 230ZM88 232V231H87ZM147 232H160L161 235L162 234H165V236H167V238L169 237L172 242V247H168V245L164 244L163 243V239L161 237V235L157 236V237H148V233ZM263 232V231H262ZM12 233V237L11 239L13 240L12 242H14L15 246H17V248L19 249L20 251V245L18 243H20V241L22 242V245L23 243L27 244L28 246H24V252L23 250L21 251L23 253L24 256H32L30 255V253H36L38 251L35 252V247H36V244H32L29 243L28 241L24 242L22 238H20L18 235H16V227L13 228V230L11 231ZM50 233L53 234V237L51 238L50 236V239L49 240H53V238H58V235L63 237V232L61 231H58L57 229L55 230L54 227H51L50 226ZM23 234V235H24ZM30 235V233H28ZM38 234V233H37ZM80 234V233H78ZM87 234H90V233H87ZM92 234V232H91ZM105 234V233H104ZM152 234V233H151ZM22 235V233H21ZM28 235V236H29ZM36 235V233H35ZM71 235V234H70ZM107 235V234H106ZM27 235H25L26 237ZM27 236V237H28ZM37 236V235H36ZM74 236V235H72ZM77 236V234H76ZM84 236H86L84 234ZM99 236V235H98ZM22 237V236H21ZM24 237V238H25ZM38 237V236H37ZM61 237H59V239L61 240ZM80 237V236H79ZM83 237V236H82ZM81 237V238H82ZM88 237L90 238V236L88 235ZM64 238V237H63ZM78 238V237H77ZM164 238V237H163ZM243 238H246V242L244 243L243 241H241ZM264 238V237H263ZM35 239V238H34ZM33 239V240H34ZM39 239V237H38ZM80 239V238H79ZM85 239V238H84ZM83 239V240H84ZM166 240V238H164ZM20 240V241H19ZM25 240V239H24ZM36 240V239H35ZM41 240V238L39 239ZM58 240V239H57ZM59 240V241H60ZM70 240V239H69ZM74 240V239H72ZM87 240V238H86ZM164 240V241H165ZM19 241V242H18ZM30 241V240H29ZM43 241V240H42ZM41 241V242H42ZM56 242L55 245H57L55 248L51 247V255L50 257L48 258V260H46V262L48 264H65L64 263V260L62 259L63 256H62V252L61 251V247H62V241L61 242ZM77 241V240H76ZM89 241V240H88ZM37 242V241H36ZM50 242V241H49ZM75 242V241H74ZM171 242H168V243H171ZM11 243V242H10ZM9 243V244H10ZM34 243V242H33ZM46 243H47V240H46ZM52 242H50L51 244ZM59 243V244H58ZM65 243V242H64ZM243 246H241V244H243ZM13 243H11L12 245ZM42 244V243H41ZM67 244V243H66ZM71 244V243H70ZM89 244V243H88ZM21 245V246H22ZM35 245V247L33 246ZM38 247H40L41 245L38 243L37 244ZM40 245V246H39ZM44 245V244H42ZM81 245V244H80ZM79 245V246H80ZM104 245L105 244H101L99 246H97L96 248L93 249V251H89L90 250L89 248L86 249L85 253H87L91 259H90V262L91 263H94V264H108L107 263V256H106V253L103 251L102 253V247L104 248ZM1 246V245H0ZM48 246V245H46ZM44 245V247H46ZM76 246V245H75ZM37 247V248H38ZM106 247V246H105ZM108 248V247H107ZM106 248V249H107ZM189 248V252L191 254V257L188 258V262L187 261H184V259H186L185 257L183 258V254L182 252ZM256 248V247H255ZM8 249V248H7ZM7 249H5V253L3 254H6L7 253ZM43 249V248H42ZM78 249V248H77ZM104 248V250H106ZM173 249L175 251H173ZM46 251V250H45ZM75 251V250H74ZM82 251V250H81ZM261 251V249H260ZM1 253V252H0ZM10 253V252H9ZM8 253V254H9ZM15 253V252H14ZM49 252H46V254H48ZM104 253H105V256H104ZM259 253V252H258ZM264 253V252H263ZM2 254V255H3ZM19 255H21L20 253H18ZM45 254V255H46ZM72 254L73 255V250L70 251V250H66L65 254L64 255H69ZM84 254V253H83ZM86 254V255H87ZM189 254V256H190ZM257 254V253H256ZM44 255V256H45ZM127 255V256H126ZM188 255V254H187ZM262 255V254H261ZM10 256V255H9ZM23 256V258H24ZM49 256V254H48ZM17 257V256H16ZM66 257V256H64ZM74 257V256H72ZM85 257V256H83ZM110 257V255H109ZM6 258V256H5ZM71 258V257H70ZM251 258V257H250ZM252 258H254L255 260H259L258 257L256 255L252 256ZM4 259V258H2ZM26 259V258H24ZM73 259V258H71ZM81 259V257H80ZM79 259V260H80ZM85 259V258H84ZM105 262H104V260ZM8 260V259H7ZM6 260V262H7ZM152 260V259H151ZM263 260V259H261ZM10 261V260H9ZM29 262H31V257L28 259ZM42 261V257H41V260ZM197 261V262H198ZM24 262V261H23ZM29 262L27 264H29ZM45 262V263H46ZM70 262V261H69ZM80 262V261H79ZM78 262V263H79ZM264 262V261H263ZM18 263V262H17ZM43 263V264H45ZM87 263V262H86ZM232 263V262H231ZM245 263V262H244ZM0 264H6L4 263V261L2 262L0 260ZM12 264V263H11ZM83 264V263H82ZM162 264H169L167 262V260H163L162 261ZM171 264V263H170ZM227 264H230V261L227 262ZM233 264V263H232Z\"/></svg>","mask_w":264,"mask_h":264},{"label":"water","instance_id":"water-1","mask_svg":"<svg viewBox=\"0 0 264 264\" xmlns=\"http://www.w3.org/2000/svg\"><path fill=\"white\" fill-rule=\"evenodd\" d=\"M43 113L53 119L68 120L72 97L57 91L41 92L35 99Z\"/></svg>","mask_w":264,"mask_h":264}]
</instances>
